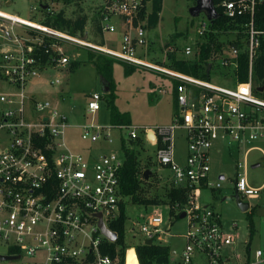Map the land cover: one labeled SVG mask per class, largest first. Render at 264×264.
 Wrapping results in <instances>:
<instances>
[{
    "label": "built area",
    "instance_id": "built-area-1",
    "mask_svg": "<svg viewBox=\"0 0 264 264\" xmlns=\"http://www.w3.org/2000/svg\"><path fill=\"white\" fill-rule=\"evenodd\" d=\"M261 2L264 0H216L226 17L248 18L241 37L249 54L247 81L236 78L238 46L226 43L211 51L213 68L224 71L217 75L226 80L233 78L230 87L152 61L147 29L139 16L141 0H107L103 6L100 32L104 35L120 27L117 48L90 41L88 34L72 35L0 10V243L8 250L2 255L17 256L21 264H127L128 252L133 249L138 261L136 248L146 240L159 243L161 234L169 230V223H165L157 208L141 215L137 229H130L143 236L142 243L129 246L124 238L123 248L117 246L115 255L102 249L105 243L117 240V233L109 224L120 216V202L123 200L127 207L129 199L123 197L120 189L119 173L125 161L121 141L141 138L155 148L157 164L171 172L166 181L168 187L187 192V202L181 209L186 220L181 260L190 264L193 256L200 254L206 264H264V251L260 248L249 249L250 255L247 245L242 253L238 251L237 224L229 223L228 227L221 214L201 200L204 188L220 189L225 180L223 173L217 174L216 182L209 177L210 151L219 139L224 141V152L230 156L239 154L235 177L229 179L233 193L237 192L242 200L264 194V96L253 91L251 79L253 57L260 36L264 35V29L254 23L256 7ZM208 29V22H203L198 35ZM67 43L177 81V109L172 122L155 128L131 123L101 124L93 115L100 110L103 98L94 92L85 110L91 119L70 123L58 99L37 97L31 86L41 73L70 62L65 51ZM196 49L188 44L182 55L194 56ZM174 51L179 53L170 44L164 46L162 55L167 60L168 52ZM59 81L57 78L51 83ZM68 128H77L79 138L90 143L88 156L68 145ZM178 128L185 131L187 143L183 161L178 159L174 142ZM123 129L127 137L118 139L117 150L95 153L93 144L112 145L113 131ZM254 150L260 158L251 161ZM253 165L262 170L259 185L248 177ZM250 206L248 202V210ZM100 219L115 233L114 240L101 231ZM172 253L175 254L171 250Z\"/></svg>",
    "mask_w": 264,
    "mask_h": 264
},
{
    "label": "rangeland",
    "instance_id": "rangeland-1",
    "mask_svg": "<svg viewBox=\"0 0 264 264\" xmlns=\"http://www.w3.org/2000/svg\"><path fill=\"white\" fill-rule=\"evenodd\" d=\"M106 2L107 0H84L79 6L81 12L88 17L85 34H88L90 41L117 48L121 41L120 27L119 29L117 27L118 31L116 32H106L102 35L98 32L95 25V18L98 17ZM195 4L196 0H163L158 25L155 28H149L147 31V49L149 51L148 54L153 58L152 61L158 59L162 61L166 60L162 55L163 49L161 48V45L166 46L165 42L171 43V46L174 48L178 46V54L181 56L182 49L186 45L190 44L194 50L197 48V43L201 42L204 36H199L197 30L203 22H208V19L204 11L198 15L190 13V8ZM148 6L150 8L149 4ZM79 7L74 4H64L61 0H0V10L36 22L44 20L47 15L53 16L60 9L64 10L66 17L75 18L80 13ZM112 22L115 23L116 20L113 19ZM177 33H181L182 35L176 36ZM227 36L229 34L219 36V38L224 39ZM161 49L162 53H159ZM65 51L70 56V62L78 59L81 60L80 65L75 69H71L69 62L63 67L50 68L40 78L35 77L36 80L38 78V81L44 84V88L36 87L35 92H33L37 97L43 99H51L53 101L58 99L61 110L69 117V122L78 124L91 119V116L85 112L89 96L94 92L101 94L105 92L103 91V82L97 69L92 61L86 60L87 50L67 43ZM113 68L115 75V78L113 77V92L116 95L115 105L118 110L126 112L130 116L131 124L155 128L172 122L174 97L171 90L168 89L170 87L169 82L166 80V78L170 79L168 76L144 68L141 69L147 71L138 69L133 74L125 76L123 66L119 62H114ZM216 71L217 69L214 67L212 70L213 82L229 87L233 86V78L226 80L224 77L217 75ZM155 74L160 75V77L162 76L159 84H153V87L158 85L160 92H158L157 88L149 87V80L157 78ZM57 78L60 80L58 83H51V81ZM107 85L110 89L109 83ZM51 87L55 91V94H47L46 90H49ZM108 118L109 113L103 106V109L99 111L96 118L94 117V120L101 124H108ZM66 135L68 145L72 149L80 151L85 155L87 154L90 143L79 138L78 129L68 128ZM112 136L114 139L112 145H106L101 148V144H93L92 148L95 153H108L110 150H117L118 139L121 136L126 138L127 131L124 129L115 130ZM174 136L177 155L181 160L183 158L182 155L185 156L187 150L185 131L178 128L174 131ZM223 144L224 141L220 139L216 140L210 151L209 177L213 182H216L217 174L223 173L225 180L221 181L222 187L220 189L211 190L204 188L201 191V200L204 204H208L218 211L225 223H228V227L229 223L237 224L236 232L238 233V237L236 246L239 252L242 253L249 242L251 250L254 251L260 248L264 251V194L257 199L249 200L244 198L251 205L248 211L252 210V219L255 226V233L250 240L247 213L237 206L232 196L234 189L233 182L229 180L235 177V159L239 157V154L235 152L231 157L224 152ZM138 150L141 156V167L148 166L152 171L149 178L142 181L144 187L143 194L149 198L157 196L158 199H161L166 195V191L169 188L166 181L170 179L171 172L157 164L155 148L153 146L146 142L144 143V147L143 145L142 147L139 146ZM259 158L260 153L258 151L254 150L251 152V161H256ZM248 177L254 185H259L262 181L261 168L255 167L250 169ZM126 202L128 221L126 224L125 244L129 246L138 245L144 241L140 233L130 231V229H137L136 222L139 221L140 216L149 214L157 208L165 217V223H169V230L161 234L159 243L169 246L175 252V254L172 253L170 256L173 259L172 262L186 264L181 260V252L185 246V238L183 236L186 232V220L184 218L171 219L168 215L169 206L166 203L152 206L132 204L129 199H126ZM7 251L6 246L0 243V255L6 254ZM0 264H21V261L19 259H0ZM190 264H206V258L203 255L195 254Z\"/></svg>",
    "mask_w": 264,
    "mask_h": 264
},
{
    "label": "trees",
    "instance_id": "trees-1",
    "mask_svg": "<svg viewBox=\"0 0 264 264\" xmlns=\"http://www.w3.org/2000/svg\"><path fill=\"white\" fill-rule=\"evenodd\" d=\"M84 0H61L64 4H74L81 5ZM163 0H141V11L139 16L144 20L146 29L155 28L160 20V12L162 10ZM215 8L218 11V18L212 23L208 21L209 31H207L201 42L197 43L198 51L195 52L194 56H189L188 58L183 55H179L176 51L168 52L167 60L160 61L159 63L167 65L172 69L177 71L202 78L205 80H210L212 78V68L214 66L213 61L210 60L211 51L216 48L219 49L226 43H230L239 47L240 51L238 54V70L236 78L238 81L243 82L248 80V67H249V54L245 49L243 43L241 42V37L244 35L242 32L244 29L243 24L247 22L248 18L246 16L239 18H228L222 13L221 6H216V0H213ZM150 5V8L148 6ZM149 8V9H148ZM75 18H69L65 16L64 10L60 9L53 16L47 15L44 20L40 22L54 27L60 31H66L72 35L83 36L85 34V26L87 24L88 17L86 14L81 12ZM101 12H99L98 17L95 18V25L100 32V19ZM254 23L257 28L264 29V2L257 4L256 12L254 16ZM235 33V34H234ZM229 34L224 39H220L219 36H224ZM182 35L177 33L176 36ZM170 45V43H167ZM175 49L178 48L175 47ZM87 50V49H85ZM86 60L92 61L93 65L97 69L98 74L109 83L110 89L108 92L102 94L105 104L110 112V124H130V116L126 112H121L115 105L116 95L113 92V63L119 62L123 66L124 74H132L136 68V65L128 64L121 60H117L113 56H109L100 52H95L92 50L86 51ZM46 55H42V60L45 61ZM81 63V60L74 59L70 62V68L75 69ZM212 63L210 71H207L208 64ZM224 74V71H220L217 68L216 74ZM252 88L253 91L261 96H264V35L260 36L259 46L256 50L255 56L252 62ZM178 82L174 80V94L175 97L178 95ZM261 89V90H260ZM260 90V91H259ZM177 109V105L174 110ZM143 139H137L135 141H127L122 139L121 148L123 149L125 161L119 173L120 179V189L123 197L129 198L132 204H144L153 205L166 203L170 206V218H179L181 209L184 208L187 202V192L182 188L170 187L166 191V195L158 199L157 196L149 198L144 196V187L142 185L143 180V168L141 167V162L138 159V147L142 146ZM146 168H149L148 166ZM142 175V176H141ZM144 177V176H143ZM120 216L113 220L109 227L111 230L116 231L117 240L113 243H105L102 251L104 253L108 252L111 255L117 253V246H124V238L126 232V204L122 200L120 202ZM179 210V211H176ZM248 226H249V238L252 239L255 233V226L252 219V210L246 211ZM250 242L247 244V253L250 255ZM136 253L138 257L139 264H179L176 262H171V248L164 244H159L156 242H151L150 244L143 243L136 248Z\"/></svg>",
    "mask_w": 264,
    "mask_h": 264
},
{
    "label": "water",
    "instance_id": "water-1",
    "mask_svg": "<svg viewBox=\"0 0 264 264\" xmlns=\"http://www.w3.org/2000/svg\"><path fill=\"white\" fill-rule=\"evenodd\" d=\"M204 11L206 14V17L208 19V21L210 23H212L215 19L218 18L219 14L218 11L216 10L213 0H196V4L194 6H192L190 8V13L192 15H198L200 12ZM86 37V36H84ZM211 68V64H208L207 67V71L209 72ZM108 85L104 84L103 87V91L106 92L108 90ZM253 167H255L253 165ZM151 170L147 169L144 171L143 176L145 179L148 178V176L150 175ZM233 198L237 204V206L244 212L248 211V202L242 200L239 196V194L237 192L233 193ZM100 216V214H99ZM185 216V212H181L179 215V218H184ZM99 227L101 229V231L104 233V235H106L109 239L114 240L116 238V235L114 232H112L111 230H109L104 223L102 222V220H99ZM145 243L150 244L151 240H146ZM0 259L1 260H12V259H18L17 256H10V255H0ZM137 264H139V262L137 261Z\"/></svg>",
    "mask_w": 264,
    "mask_h": 264
},
{
    "label": "crops",
    "instance_id": "crops-1",
    "mask_svg": "<svg viewBox=\"0 0 264 264\" xmlns=\"http://www.w3.org/2000/svg\"><path fill=\"white\" fill-rule=\"evenodd\" d=\"M159 23V22H158ZM147 31H148V28H147ZM121 34V33H120ZM166 44L168 43V42H165ZM171 44V43H170ZM165 46V45H164ZM164 46H162L161 45V48L163 49L164 48ZM177 48H178V46H177ZM162 49H161V52H159V53H162ZM152 58V57H151ZM166 61V60H165ZM114 69V68H113ZM142 70V71H147V70H144V69H141V68H136V70L135 71H137V70ZM134 71V72H135ZM46 72V71H45ZM45 72H43V73H45ZM124 72V71H123ZM133 72V73H134ZM150 72V71H149ZM43 73H41V75L43 74ZM132 73V74H133ZM41 75L38 77V78H40L41 77ZM155 75H157V78H155V80L154 79H150L149 80V87L150 88H157L158 89V85L157 86H155V87H153L154 85V83L155 84H159V81H160V78L162 77H160V75H158V74H155ZM126 76V75H125ZM129 76V75H128ZM113 77L115 78V75H114V72H113ZM38 78H37V80L35 79L33 82H32V90L34 91L35 89H36V87H42V88H44V84L43 83H41L40 81H38ZM101 80H102V82H103V87H104V84H108L105 80H103L102 79V77H101ZM166 80L169 82V84H170V87H168V89H170L171 90V93H172V96L174 97V99H173V103H174V108L176 107V97H175V94H174V90H175V88H174V80H172V79H167L166 78ZM109 89V88H108ZM167 89V90H168ZM48 93L47 94H50V95H52V94H55V91L53 90V88L51 87L49 90H46ZM35 92V91H34ZM106 92H108V90L106 91ZM158 92H160L159 91V89H158ZM102 98H103V96H102ZM105 102V100H104V98H103V100H102V102H101V108H100V110L101 109H103V106L105 107V110L109 113V118H108V123H110V112H109V109L107 108V106H106V104L104 103ZM99 110V111H100ZM99 111L98 112H96L94 115H93V117H95L96 118V115L99 113ZM174 112H175V110H174ZM174 114V113H173ZM77 129V128H76ZM144 143H146L145 141L143 142V147H144ZM149 144V143H148ZM103 146H106V144H102L101 143V148L103 147ZM119 147V144H118V146H117V148ZM142 147V146H141ZM104 149H106V148H104ZM145 149V148H144ZM121 150V149H120ZM183 157H184V155H182ZM232 157V156H231ZM138 159L140 160V162H141V156L139 155V153H138ZM178 159H179V157H178ZM184 160V158H182L181 160L179 159V161H183ZM149 166H150V160H149ZM144 169V171L145 170H147V169H149L150 170V168H146V167H144L143 168ZM144 171H143V173H144ZM152 174V171H151V173H150V175ZM149 175V176H150ZM149 176H148V178H149Z\"/></svg>",
    "mask_w": 264,
    "mask_h": 264
},
{
    "label": "bare ground",
    "instance_id": "bare-ground-1",
    "mask_svg": "<svg viewBox=\"0 0 264 264\" xmlns=\"http://www.w3.org/2000/svg\"><path fill=\"white\" fill-rule=\"evenodd\" d=\"M127 264H137L136 255L133 249H130L128 252Z\"/></svg>",
    "mask_w": 264,
    "mask_h": 264
}]
</instances>
